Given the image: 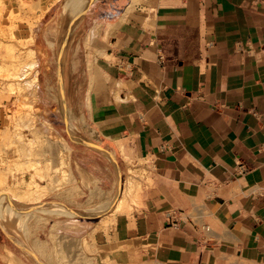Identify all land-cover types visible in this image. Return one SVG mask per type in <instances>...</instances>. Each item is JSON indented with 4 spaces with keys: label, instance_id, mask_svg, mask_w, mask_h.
<instances>
[{
    "label": "crops",
    "instance_id": "1",
    "mask_svg": "<svg viewBox=\"0 0 264 264\" xmlns=\"http://www.w3.org/2000/svg\"><path fill=\"white\" fill-rule=\"evenodd\" d=\"M98 7L87 117L150 175L140 207L98 235L89 264H263L264 0ZM200 207L209 233L190 219L165 223L169 211Z\"/></svg>",
    "mask_w": 264,
    "mask_h": 264
},
{
    "label": "rangeland",
    "instance_id": "2",
    "mask_svg": "<svg viewBox=\"0 0 264 264\" xmlns=\"http://www.w3.org/2000/svg\"><path fill=\"white\" fill-rule=\"evenodd\" d=\"M78 1L0 0V219L14 223L8 233L0 221V264L9 251L20 264H89L98 235L140 207L149 180L87 117L101 0Z\"/></svg>",
    "mask_w": 264,
    "mask_h": 264
},
{
    "label": "built area",
    "instance_id": "3",
    "mask_svg": "<svg viewBox=\"0 0 264 264\" xmlns=\"http://www.w3.org/2000/svg\"><path fill=\"white\" fill-rule=\"evenodd\" d=\"M165 223L166 225L174 228H178L180 223L183 222L182 218L190 219L192 222L201 226V230L203 232L209 233L211 228L205 224H203V218L200 210H190V211H177L172 210L169 211L166 216Z\"/></svg>",
    "mask_w": 264,
    "mask_h": 264
},
{
    "label": "bare ground",
    "instance_id": "4",
    "mask_svg": "<svg viewBox=\"0 0 264 264\" xmlns=\"http://www.w3.org/2000/svg\"><path fill=\"white\" fill-rule=\"evenodd\" d=\"M80 1V0H79ZM78 1V2H79ZM83 1V0H82ZM87 2L88 1H86V3L80 8L81 10L79 11V13L77 14V15H75V18H76V16H78L79 14H80V12L81 13H83L82 11H84V9L86 8V6H87ZM79 4H82V3H79ZM79 6V5H78ZM86 10V9H85ZM63 11H66V10H63ZM77 12V11H76ZM67 14V13H66ZM84 14V13H83ZM81 16H83V15H81ZM64 17H66V16H64ZM63 17V18H64ZM79 17V16H78ZM72 17H70V19H71ZM74 16H73V19L68 23V25L67 26H69L73 21H74ZM82 18V17H81ZM65 19V18H64ZM80 19V18H79ZM76 21L75 22H78L77 21V19H75ZM65 21V20H64ZM64 21H63V25H65L64 24ZM69 21V20H68ZM80 22V21H79ZM61 23V22H60ZM77 24H79V23H77ZM62 25V26H63ZM74 25H76V23L74 24ZM73 26V25H72ZM66 27V26H65ZM75 27V26H74ZM63 28H64V26H63ZM73 28V27H72ZM71 28V29H72ZM99 28V27H98ZM64 31H66V30H64ZM60 32H61V30H60ZM63 33H65V32H63ZM92 38V37H91ZM66 39V38H65ZM30 63V62H29ZM64 63V62H63ZM28 64V63H27ZM28 65H30V64H28ZM25 67H26V64H25ZM27 70V69H26ZM24 71V70H23ZM22 74H25V72L24 73H22ZM22 76V75H21ZM28 84H29V87L31 88V84H32V82L30 83V81L28 82ZM27 87V86H26ZM30 88H27V90H29ZM30 91V90H29ZM71 118H72V116H71ZM75 120V119H74ZM70 129V128H69ZM72 129V128H71ZM76 130V129H75ZM74 130V131H75ZM32 191V190H31ZM129 191V190H128ZM58 210H60V209H58ZM66 213V212H65ZM0 221H1V226H2V228L3 229H5L8 233H10L12 230H13V222L11 221V218L9 219H7V218H1L0 219ZM7 252V251H6ZM9 262L11 263V264H20L21 263V260L15 255V254H13L12 252H10L9 251Z\"/></svg>",
    "mask_w": 264,
    "mask_h": 264
}]
</instances>
